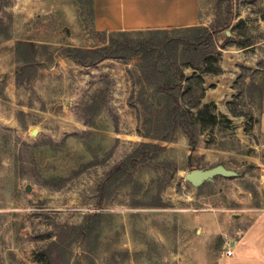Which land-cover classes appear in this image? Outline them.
<instances>
[{
  "label": "rangeland",
  "instance_id": "1",
  "mask_svg": "<svg viewBox=\"0 0 264 264\" xmlns=\"http://www.w3.org/2000/svg\"><path fill=\"white\" fill-rule=\"evenodd\" d=\"M230 2V26L219 34L221 71L203 75L202 98L229 122L204 128L192 146L181 131L171 141L143 135L147 113L138 91L143 84L152 89L142 82L138 58L80 65L57 54L60 46L100 42L82 0H0L9 35L0 34V264H45L53 240L59 245L51 247V264H236L246 228L264 207V0ZM223 6L200 0L202 25ZM162 29L126 36L183 34ZM19 40L48 45L53 59L21 72ZM141 141L163 149L98 206L102 179ZM215 165L230 173L184 178ZM163 172L165 205H133L149 200L157 191L149 179ZM93 211L103 216L88 250L78 229Z\"/></svg>",
  "mask_w": 264,
  "mask_h": 264
},
{
  "label": "trees",
  "instance_id": "2",
  "mask_svg": "<svg viewBox=\"0 0 264 264\" xmlns=\"http://www.w3.org/2000/svg\"><path fill=\"white\" fill-rule=\"evenodd\" d=\"M220 1L224 2V6L221 11H216L209 25L199 23L185 27H173L183 32L178 37L158 39L150 36L133 40L126 36L130 30L105 32L92 29L96 37L101 36L99 43L88 47L60 46L56 48L57 54L66 56L80 65H92L108 57L138 58V70L142 75V82L146 83L147 88L152 89L151 93H147L143 84L141 90L138 91L140 103L147 113L143 135L162 141H171L175 133L181 131L185 134L188 144L196 146L201 130L215 125L227 126L229 122L227 117L216 112L214 103L202 102L203 75L221 71L219 47H222V44L219 34L230 26L232 19L230 0ZM82 4L88 5V16L92 22L93 0H82ZM218 4H220L218 6L222 5ZM164 30L146 29L145 32L156 35ZM7 31L8 24L0 18V34L8 37ZM135 31L142 32L140 29ZM47 46L43 43L36 45L28 40L17 41L16 51L21 61L19 70L21 72L27 69L32 70L37 65L52 60L54 55L52 52H46ZM188 68L193 70L190 75L184 72ZM22 78L18 75L16 79L20 81ZM261 97L262 82L258 87L260 104ZM162 149L163 146L156 142L141 141L136 144L102 179L99 185L98 206L110 192L128 185L137 166ZM167 180L164 172L150 178L149 181L157 183V191L149 195L148 201L135 200L132 204L164 206L165 203L162 202L160 193L161 189L167 185ZM102 216L100 211L89 213L78 229V234L82 242L88 246V250H93L91 246H94L99 233ZM72 240H74L73 237H71ZM58 245L59 242L53 240L44 249L42 260L45 264H51V249Z\"/></svg>",
  "mask_w": 264,
  "mask_h": 264
},
{
  "label": "crops",
  "instance_id": "3",
  "mask_svg": "<svg viewBox=\"0 0 264 264\" xmlns=\"http://www.w3.org/2000/svg\"><path fill=\"white\" fill-rule=\"evenodd\" d=\"M199 23L200 0H93L92 24L98 31L162 29ZM261 107L264 116V76ZM245 233L247 246L239 252L236 264H264V207ZM242 239L243 236L237 243Z\"/></svg>",
  "mask_w": 264,
  "mask_h": 264
},
{
  "label": "water",
  "instance_id": "4",
  "mask_svg": "<svg viewBox=\"0 0 264 264\" xmlns=\"http://www.w3.org/2000/svg\"><path fill=\"white\" fill-rule=\"evenodd\" d=\"M230 171L222 165H215L206 169L193 168L184 173V178L192 182L210 180L215 175H227Z\"/></svg>",
  "mask_w": 264,
  "mask_h": 264
},
{
  "label": "built area",
  "instance_id": "5",
  "mask_svg": "<svg viewBox=\"0 0 264 264\" xmlns=\"http://www.w3.org/2000/svg\"><path fill=\"white\" fill-rule=\"evenodd\" d=\"M231 253H232L231 250L227 251V255H231Z\"/></svg>",
  "mask_w": 264,
  "mask_h": 264
}]
</instances>
